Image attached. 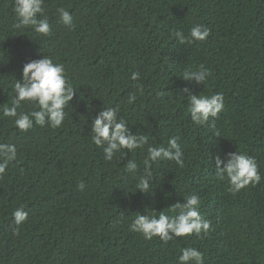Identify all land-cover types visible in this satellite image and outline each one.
Here are the masks:
<instances>
[{"label":"trees","instance_id":"trees-1","mask_svg":"<svg viewBox=\"0 0 264 264\" xmlns=\"http://www.w3.org/2000/svg\"><path fill=\"white\" fill-rule=\"evenodd\" d=\"M13 7L0 0V143L17 147L0 175V264H178L184 247L201 251L204 264H264V179L233 194L215 165L217 156L241 152L264 177V0H44L48 36L15 28ZM59 7L72 14L71 26L60 22ZM197 24L210 29L206 41L180 44L174 32L189 36ZM44 55L64 64L76 95L60 128L21 132L2 108L11 106L23 66ZM201 66L210 72L204 84L182 78ZM216 93L224 110L214 126L194 124L188 95ZM104 105H119L130 131L150 145L179 136L184 166L160 161L151 191L136 190L146 149L106 161L92 142ZM130 159L135 172L125 168ZM191 194L211 222L207 234L164 243L130 231L137 213L175 215L169 208ZM21 206L28 217L17 226Z\"/></svg>","mask_w":264,"mask_h":264},{"label":"clouds","instance_id":"clouds-1","mask_svg":"<svg viewBox=\"0 0 264 264\" xmlns=\"http://www.w3.org/2000/svg\"><path fill=\"white\" fill-rule=\"evenodd\" d=\"M13 13L16 19L15 28L31 27L37 34L51 35L52 25L44 7V0H14ZM60 22L65 26L73 24L72 14L64 7L57 8ZM175 38L180 44L191 45L194 42H204L210 36V29L201 24L194 25L190 29L189 36L183 31L176 30ZM210 76L209 70L201 66L198 69H186L182 78L185 81L204 84ZM140 74L133 72L131 79L138 81ZM142 93V86H137ZM187 91V89H185ZM15 96L11 106H3L5 117L13 118L15 127L21 132H27L35 125L48 126L53 129L60 128L66 118V108L76 95V89L69 82L64 64L56 63L49 56L31 60L23 66L22 82L14 83ZM135 94H129L127 103L132 104L136 100ZM188 112L191 120L196 125L209 124L214 126V121L224 110V96L222 93L213 95L189 94ZM22 105H31L38 110L24 111ZM120 106L104 107L95 116L91 125L92 142L102 148L104 159L112 161L119 153L145 150L146 157L143 160V173L138 177L136 190L148 193L152 189L153 165L160 161H172L179 167L184 166V153L180 144V137H170L167 145H150L148 135L133 134L127 126V121L120 115ZM218 136L219 133L217 132ZM17 157L15 144L0 143V175L4 174L9 162ZM216 175L219 179H226L228 190L235 194L248 186H257L264 177L261 176L257 160L241 152L227 153V159L220 156L215 158ZM125 168L135 172L138 164L135 160H127ZM84 189V184L79 186ZM200 197L197 194L188 195L185 202H176L169 209L175 215L160 212L158 217L155 212L151 214H136L130 224V231L139 233L145 240L158 237L164 243L178 237L190 235L199 236L202 232L207 234L211 222L202 217ZM14 223L20 226L26 221L28 212L23 206L13 212ZM18 232V227L16 229ZM178 264H204L203 253L194 247L180 249Z\"/></svg>","mask_w":264,"mask_h":264}]
</instances>
